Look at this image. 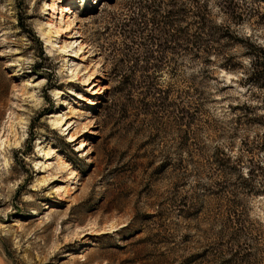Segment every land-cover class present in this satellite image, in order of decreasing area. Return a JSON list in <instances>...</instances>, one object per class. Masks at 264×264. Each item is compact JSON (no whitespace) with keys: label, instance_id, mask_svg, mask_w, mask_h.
<instances>
[{"label":"rangeland","instance_id":"rangeland-1","mask_svg":"<svg viewBox=\"0 0 264 264\" xmlns=\"http://www.w3.org/2000/svg\"><path fill=\"white\" fill-rule=\"evenodd\" d=\"M125 1L0 0V264H264V185L234 191L264 180V89L244 78L264 0H207L234 69L202 77L173 59L167 5ZM135 9L163 105L131 101L111 70Z\"/></svg>","mask_w":264,"mask_h":264},{"label":"trees","instance_id":"trees-1","mask_svg":"<svg viewBox=\"0 0 264 264\" xmlns=\"http://www.w3.org/2000/svg\"><path fill=\"white\" fill-rule=\"evenodd\" d=\"M186 2L189 3V7L183 5L180 0L125 1L128 7L145 8L151 13H157L162 4L168 6L163 14L166 17L164 22L173 21V23L163 24H169L174 27V33L170 34L171 38L168 44L173 53V59H175L179 51H182L188 59L190 58L193 62L192 64H195L194 72L199 76L207 75L216 66L223 67L224 69H234L233 55L223 53L221 48V46L230 44V41H221L222 38L234 35V31L228 25L214 23L210 19L206 8L208 5L207 0H187ZM143 17L142 11H136L135 9L125 19H120L118 23H115L114 27L117 29V32L121 33L123 40H121L120 45L117 47L112 45L108 49V52L112 57L111 70L118 78L119 90H123V87L126 88L125 90L129 96L125 94L131 101H137L143 107L148 108L152 105H163L164 99L155 97L154 93L157 86L152 76L146 72H139L159 67V65L153 62L155 57L152 54L153 49L151 46L156 45L153 40L154 38L142 34L143 28L147 24L142 23ZM149 19L155 22L152 24H158L154 16H150ZM181 21L185 23H179ZM218 56H222L224 62L217 61ZM175 62H173L172 67H175ZM252 64L251 72L244 77L249 81L245 84V91L251 90V84L254 85V89H264V52L261 55L255 56ZM192 89L193 91L196 90L195 88ZM138 90H142L141 96ZM134 95L136 96L134 97ZM261 104L264 106L263 98L261 99ZM224 160L227 159L224 158ZM252 171L251 169L249 170L250 175H253ZM246 179L248 178L242 177V180H235L234 191L243 186L247 187L249 191L257 192L264 185V180L260 179V177L252 176V183L244 181ZM235 220H238L237 214ZM234 255L240 256L236 253Z\"/></svg>","mask_w":264,"mask_h":264},{"label":"bare ground","instance_id":"bare-ground-1","mask_svg":"<svg viewBox=\"0 0 264 264\" xmlns=\"http://www.w3.org/2000/svg\"><path fill=\"white\" fill-rule=\"evenodd\" d=\"M63 8L68 10L70 7L68 8V7H66V6H63ZM69 10H70V9H69ZM64 11H65V10H64Z\"/></svg>","mask_w":264,"mask_h":264}]
</instances>
